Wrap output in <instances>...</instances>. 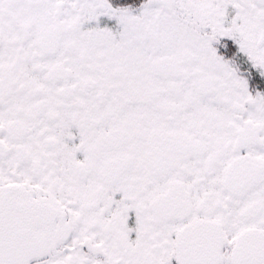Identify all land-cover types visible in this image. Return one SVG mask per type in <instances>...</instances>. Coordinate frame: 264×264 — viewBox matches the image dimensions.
<instances>
[{"label": "snow or ice", "instance_id": "snow-or-ice-1", "mask_svg": "<svg viewBox=\"0 0 264 264\" xmlns=\"http://www.w3.org/2000/svg\"><path fill=\"white\" fill-rule=\"evenodd\" d=\"M0 264H264V0H0Z\"/></svg>", "mask_w": 264, "mask_h": 264}]
</instances>
